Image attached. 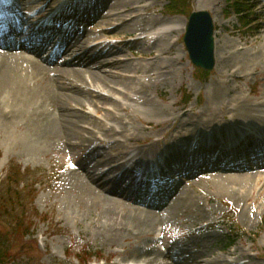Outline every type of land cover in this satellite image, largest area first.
<instances>
[{
	"label": "rangeland",
	"instance_id": "374dc122",
	"mask_svg": "<svg viewBox=\"0 0 264 264\" xmlns=\"http://www.w3.org/2000/svg\"><path fill=\"white\" fill-rule=\"evenodd\" d=\"M121 1H126L128 4L125 5L138 9L140 18L134 28L145 26L156 28L152 33L150 31L144 33L146 42L139 46V49L135 47L134 50H129L119 47L121 56L118 57L128 58L133 65L146 73L140 74L142 77L134 80L130 88L139 86L140 80L148 83L146 97L164 108L170 116H173V120L180 118L179 115L188 110L197 121L195 114H200L209 103L210 87L218 78L224 81L223 84L225 83L226 92L222 96L223 100L245 95L253 103H264V66L254 70L253 65L250 64L249 74L247 58H244L246 62L242 63L234 62L233 58L232 60L229 58L238 50L255 52L264 42V0H245L249 2L247 5L254 12L245 20L251 23L248 28H244L238 17L228 8L230 0H193L194 10L204 9L216 16L218 46L226 50L219 53L221 62L217 63L216 69L205 77H202L190 62L183 43L185 31L182 29L187 18L166 16L164 0ZM116 2L110 0L106 14L113 13L110 11L112 9L110 5ZM198 4L202 8H198ZM43 6L41 1L32 7L40 10ZM126 10L122 8L120 11H115L114 13L122 14V17L116 20L130 17V13ZM164 24L168 25V28L157 30L159 25ZM100 28L103 27L93 26L91 30L87 28V38L91 43L100 39L105 43L114 40L125 42V39L131 36L130 33H123L120 30L110 33L100 32ZM157 36L159 38L156 40ZM159 51L165 52L160 58ZM227 59H230V62ZM229 66H235L233 68L238 69L243 78L237 80L226 76ZM188 95L190 100L185 101ZM85 97L86 100H91L88 95ZM114 97L116 99L106 106L107 110H96L95 107L90 109L86 104V107L81 108L83 113H79H92L95 120L104 121L107 127H124L130 124L129 129L133 133L137 128L147 129L151 140L136 139L127 142L123 147H110L106 143L101 146L99 144L103 141L98 138L99 134L96 132V137L90 139L96 142L93 144L85 142L82 147L76 148V151L61 148L60 142L55 139L51 140V143L40 144L29 132L31 129L29 119H39L34 116L37 110L32 109L30 113V110L21 108L15 115L16 108L12 107L13 101L7 100L8 104L0 103V115L4 108L8 113L13 111V114H9L10 120L0 116V185L5 182L10 168L15 166L26 174L33 175L38 183L35 187L37 195L34 202L31 205L28 202L25 206L27 216L33 223L31 235L21 243L18 242L13 250L20 264H80L76 255L84 251L93 255L88 264H140L145 260H133V257L151 255L160 260L159 254L166 253L161 250L168 248L175 256V260L205 261L217 258L230 264H264V169L249 174L256 176V183L243 186L240 181L248 175L239 176L236 173L233 175L236 176L238 184L227 182L224 179L227 173L201 175L198 179L189 181L184 185V189L190 190L192 199L197 205L194 201L193 204L201 210L198 213L197 211L190 213L191 215L182 214L169 225L167 222L164 225L159 223L154 226V232L148 236L128 235L127 239L111 243L100 228V222H95L90 212L84 214V208L79 206V201L73 196L72 184L75 183L73 174L79 172L72 163L81 164L85 159L88 167L92 169L97 162L92 160L93 157H88L89 152L99 157L103 156L105 160L110 159L111 156L129 153L130 150H136L134 154L138 155L141 151L148 150L152 143H157L155 147L164 150L169 146L175 133L173 128L180 124V121H177L172 129L168 127L169 133L163 136L162 132L166 127L156 130L148 124L143 125L140 119H130L129 115L137 112L139 108L130 101H123L124 95L117 94ZM134 99L142 103L140 96H135ZM118 100L123 102L122 108L115 112L114 103L118 107ZM35 102L34 107L44 103L38 100L37 103ZM14 105L18 108V105ZM75 107L79 106L75 105ZM45 115L46 113L42 116ZM106 115H110L115 120L105 119ZM226 115L227 112L224 111L220 116L226 118ZM151 125L155 126V124ZM153 132L160 137H154ZM102 136L104 138V135ZM129 147L130 150L127 149ZM226 217L232 218L239 227L243 228L245 235L232 236L224 227H219L218 224ZM158 234L161 236L158 237ZM164 263L172 264L171 261L161 259L160 264Z\"/></svg>",
	"mask_w": 264,
	"mask_h": 264
},
{
	"label": "bare ground",
	"instance_id": "6f19581e",
	"mask_svg": "<svg viewBox=\"0 0 264 264\" xmlns=\"http://www.w3.org/2000/svg\"><path fill=\"white\" fill-rule=\"evenodd\" d=\"M21 1L25 10L18 18L24 22V28L18 31V37L23 43L12 51H0V103L5 102L8 104L7 100L9 102L13 101L14 104L18 105V108L14 104L12 105V107L16 108L14 109L15 115L21 108L30 110V113L32 109L37 110L34 116L39 117V119H29L31 126L29 132L36 142L45 144L47 142L51 143V140L55 139L60 142L61 148L76 151L75 149L82 147L85 142L90 144L96 142L90 140L96 137V132L99 134L98 137L104 135V138L100 140L110 147H123L127 142H133L136 139L142 140L146 138V140H151L147 129L137 128L133 133L129 129L130 124H126L124 127H107L104 121L95 120L94 114L87 112L84 113L85 115L81 114L83 113L81 108L86 107V104L90 109L95 107L96 110H107L106 106L116 99L114 95L116 96L117 94L124 95L123 101H130L131 104L139 108L137 112H132L129 118L140 119L143 125L155 124L156 128L161 126L172 128L177 121H180L178 128L176 127L175 133L172 135L173 141L170 143L172 150L179 146L185 150L186 145L182 141L185 139L186 134H189L190 138L196 133H200L204 137L206 136V130L212 133L214 128H219L220 124L227 122L220 116L224 111L228 114L237 113L238 116H246L248 117L247 120L254 118L253 120L257 121L256 123L259 126L264 125V103H253L245 95H238L234 99L223 100L222 96L226 92L225 83L223 84L222 82L224 81L219 78L210 87L209 103L200 114H195L197 121L194 120L195 118L188 110L183 111L179 115L180 118L173 120V116H170L164 108L155 104L154 100L146 97L149 89L148 83L140 80L139 86L141 88L139 86L130 88V84L134 83V80L142 77L140 74L146 73H143L142 70L133 65L128 58L118 57L121 56L119 47L129 50H134L135 47L139 49V46L145 42L143 39H136L129 44H106L102 40L91 43L87 36H78L72 39L69 35L60 44L61 51L59 53L49 59H44V54L51 52L57 44L55 33L58 28L55 25L52 29H45L43 25H38L37 21L45 18L61 0ZM41 1L44 6L36 12L32 6ZM116 1V3L110 5L112 14H106V9H102L99 16L97 15L98 18L94 24H96V27H103L102 29L100 28V32L107 33L119 30L130 34L144 31L154 32L155 26L134 28L140 18L138 9L125 5L128 4L126 1ZM117 8L127 9L126 11L130 13V17L116 20V18L122 17V14L114 13L121 10ZM198 8H202L201 5L198 4ZM31 15L35 16L30 17ZM214 19H216L215 15ZM185 24L186 22L184 21L182 31L185 29ZM166 28H168V25H159L157 30ZM26 32L28 35H25ZM42 34H46V37H42V42L39 46L35 45L32 49L25 47L28 44H33ZM218 35L219 32H217L215 56L219 63L221 62L219 53L226 50L224 47L218 46ZM158 38L159 36H157L156 40ZM159 53V58L161 54H165L164 51H159ZM229 58L231 60L233 58L234 62L236 61L237 63H242L245 61L244 58H247V73L250 74V64L253 65L254 70L264 66V42L255 52L238 50L236 54H232ZM230 59L227 60L230 62ZM233 67H228L229 71L226 76L237 80L243 78L239 70ZM150 68L151 71L154 70L152 66ZM105 69L116 70L117 72H107ZM95 94L97 95L95 96ZM85 95H88L91 100H86ZM135 96H140L142 103L135 100ZM37 100L44 103L34 107V102L36 101L35 103H37ZM117 103L119 104L118 107L114 103L115 112L122 108L123 102L118 100ZM75 105L79 107L77 108ZM241 106L246 108H241ZM12 107L8 106V108L13 109ZM3 112H1L3 118L10 120L9 114H13V111L8 113L4 108ZM44 113L46 115L43 117ZM252 113H256V116L252 115ZM104 118L115 120L110 115H106ZM183 119L186 121L184 122ZM242 121L247 122L246 120ZM245 125L247 129L253 128L249 124ZM167 132H164L163 136ZM156 145L157 143H152L148 150L141 151L142 158L140 161L145 157L158 158L159 154L154 148ZM127 149L130 150L131 148ZM202 149L204 147L200 148V150ZM89 153L88 157H93L92 160L97 163L92 169L88 167L85 159L81 164L78 163L79 173L73 174V181L75 180V183L72 184L74 187L73 196L79 201V206L84 208V214L90 212L94 216V221L100 222V228L106 233L111 243L127 239L128 235L133 237L138 235L148 236L154 232V226L159 223L164 225L167 222L169 225L182 214L191 215L190 213L195 211L198 213L201 210L195 206V204L197 205L196 201L192 199L190 190L184 189L183 184L177 188L175 196L171 198L169 203L164 204L160 209L152 207L154 211H149L147 207L140 208L135 206L136 201L129 198L127 193L130 190V185L126 187L120 177L116 175V173L123 170V167L125 168L126 165L130 164V160L127 158L129 153L118 154L115 157L111 156L110 159L105 160L103 156L99 157L96 154ZM140 153H138L137 157H139ZM170 154L175 156L173 151ZM219 158H221V154ZM118 159L121 160V163L116 162ZM181 166H185V164H181ZM230 169H234L233 166L229 165L228 171ZM96 173L98 177H95ZM104 176L108 178V182L103 184L100 180ZM224 179L229 183H239L233 174H227ZM256 180V176L248 175V177L240 181V184L243 186L252 182L256 183ZM122 187L124 188L122 189ZM134 195H138V193L136 192ZM193 201L195 204H193ZM146 206H150V204ZM163 257L171 260L172 264H230L217 258L205 261H200V259L194 261L187 259L175 260V256L170 251ZM143 258L149 264L158 263V259L151 255L133 257V260Z\"/></svg>",
	"mask_w": 264,
	"mask_h": 264
},
{
	"label": "trees",
	"instance_id": "16d2710c",
	"mask_svg": "<svg viewBox=\"0 0 264 264\" xmlns=\"http://www.w3.org/2000/svg\"><path fill=\"white\" fill-rule=\"evenodd\" d=\"M167 1L168 14L188 16L192 11L193 0ZM241 6L238 0L233 8L240 14ZM29 178L22 179L19 169L11 168L6 181L0 186V264H20L19 258L14 254V247L31 235L33 223L27 216L25 206L27 199H34L36 182ZM229 228L233 233L244 234L240 228L234 230L232 224ZM87 256L90 254L84 251L82 257L86 259Z\"/></svg>",
	"mask_w": 264,
	"mask_h": 264
},
{
	"label": "water",
	"instance_id": "95a60500",
	"mask_svg": "<svg viewBox=\"0 0 264 264\" xmlns=\"http://www.w3.org/2000/svg\"><path fill=\"white\" fill-rule=\"evenodd\" d=\"M185 46L192 63L205 71H213L215 59V25L207 11L193 12L186 25Z\"/></svg>",
	"mask_w": 264,
	"mask_h": 264
}]
</instances>
